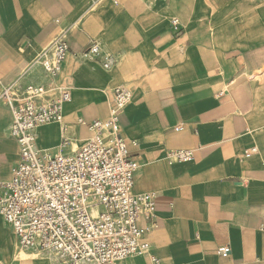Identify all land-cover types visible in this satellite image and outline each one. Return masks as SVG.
I'll list each match as a JSON object with an SVG mask.
<instances>
[{"label": "crops", "instance_id": "0c3cea01", "mask_svg": "<svg viewBox=\"0 0 264 264\" xmlns=\"http://www.w3.org/2000/svg\"><path fill=\"white\" fill-rule=\"evenodd\" d=\"M63 33L54 84L72 98L61 123L37 130V147L78 151L92 137L79 121H107L114 91L132 89L120 125L141 165L133 193L154 196L155 217L140 222L149 255L124 264H264V0H0V184L19 161L3 90L47 84L28 69ZM94 42L102 57L83 60ZM173 150L193 159L170 162ZM0 264L55 263L20 251L0 215Z\"/></svg>", "mask_w": 264, "mask_h": 264}, {"label": "built area", "instance_id": "2783aa9c", "mask_svg": "<svg viewBox=\"0 0 264 264\" xmlns=\"http://www.w3.org/2000/svg\"><path fill=\"white\" fill-rule=\"evenodd\" d=\"M179 26L178 20L172 22L174 30ZM68 53L63 33L28 69L40 68L47 84L15 81L3 90L1 99L13 113L11 137L18 143L19 161L12 180L0 184V215L22 252L47 256L55 264H124L149 255L143 241L147 228L140 222L155 217L154 196L133 193L141 165L131 157L120 125L121 114L132 102V89L124 85L114 91L107 121H79L92 137L78 151L51 154L37 147V130L61 123L64 106L72 98L69 89L54 84ZM102 55V47L94 42L82 59L91 62ZM104 58V68H111V56ZM166 159L188 162L193 154L173 150ZM94 210L97 218L91 215ZM217 254L227 257L231 249L219 248ZM150 260L164 264L154 256Z\"/></svg>", "mask_w": 264, "mask_h": 264}, {"label": "rangeland", "instance_id": "374dc122", "mask_svg": "<svg viewBox=\"0 0 264 264\" xmlns=\"http://www.w3.org/2000/svg\"><path fill=\"white\" fill-rule=\"evenodd\" d=\"M91 215L93 218H97L99 213H98V211L94 210V211H92Z\"/></svg>", "mask_w": 264, "mask_h": 264}]
</instances>
